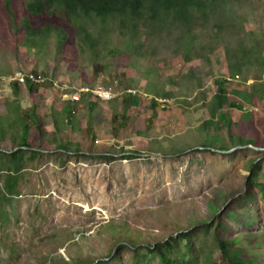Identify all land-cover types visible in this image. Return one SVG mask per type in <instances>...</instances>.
I'll list each match as a JSON object with an SVG mask.
<instances>
[{
	"label": "rangeland",
	"instance_id": "1",
	"mask_svg": "<svg viewBox=\"0 0 264 264\" xmlns=\"http://www.w3.org/2000/svg\"><path fill=\"white\" fill-rule=\"evenodd\" d=\"M245 2V20L236 25L237 33L226 32L225 41L213 50L206 48L205 53L200 50L204 56L190 62L176 53L174 46L164 44L153 55L130 56L116 39L108 49L92 47L78 36L61 46L54 35L44 47L23 45L18 51L9 44L0 47V115L10 110L15 113L12 103L18 101L22 111L29 113L33 147L43 149L35 154L14 144L10 135L0 136V151L4 152L0 154V264H46L54 258L57 264H93L97 258L103 264H162L148 249L153 243H164L170 235L176 238L170 254L174 264H215L222 262L212 238L217 216L229 235L264 232V197L257 186L247 188L254 163L260 164L257 180L264 182V148L241 147L236 137L231 138V133L237 136L241 131L264 142V100L254 88V83H264L261 59L257 54L243 59L245 73L236 77L230 69L236 61L233 54L239 48L238 39L247 49H262L256 33L263 34L264 42V0ZM207 39L208 44L211 40ZM116 47L120 51L112 49ZM147 68H154L156 77ZM22 69L83 84L101 83L119 92L131 87L166 101L153 110L151 98L138 94L141 106H130L124 117L123 104L117 99L125 94L111 102H96L93 107L84 101L74 114L75 129L65 122L67 128L61 136L55 118L65 99L47 85L38 87L35 95L23 85L16 96L8 75ZM246 76L249 79H244ZM224 77L233 78L226 84L230 100L239 99L233 91L255 89L254 103L243 110L228 106L218 110L216 80ZM148 78L170 95L148 92ZM221 111L231 119L229 126L220 119ZM248 112L251 115L247 116ZM209 119L214 123L212 131H217L230 149L200 146L196 128ZM165 139L171 141V148ZM68 140L75 145L72 151L61 147H69ZM12 176L17 182L10 193ZM247 190L250 197L240 198ZM238 192L242 194L230 201V195ZM198 224L208 225L209 230ZM191 227L195 230L194 247L197 244L192 251L188 240L177 232ZM125 240L135 245L129 246ZM252 248L264 252V244ZM111 253L115 254L109 258Z\"/></svg>",
	"mask_w": 264,
	"mask_h": 264
},
{
	"label": "trees",
	"instance_id": "2",
	"mask_svg": "<svg viewBox=\"0 0 264 264\" xmlns=\"http://www.w3.org/2000/svg\"><path fill=\"white\" fill-rule=\"evenodd\" d=\"M246 5L245 0H0V47L9 44L14 51H18L23 45L32 47V49H35L34 47L37 45L44 47L51 35L57 38L59 45L64 46L65 42L69 43L74 36H78L79 40L84 43L104 49H108L109 45L116 39L123 43L125 51L130 56L137 54L140 56L153 55L156 53V49L163 44L165 47L172 45L176 53H182L185 61L190 62L197 57L204 56L200 54V50L205 53L206 48L210 47L213 50L222 41H225L226 32L229 34L237 33L235 27L245 20L246 15L243 7L245 8ZM262 35V33L255 34L262 48L261 50L256 48L257 46L247 49L243 40L238 39L239 48L233 54L236 61L233 64L231 62L230 68L231 73L235 75L234 77L245 73L243 59L248 58L249 60L253 54H257V57L261 59L264 68ZM206 39L211 40L210 43L207 44ZM225 46L229 53L228 45ZM112 49L116 52L120 51L118 47ZM109 52L112 53L113 51L110 50ZM94 53L98 55L100 52L95 50ZM239 54H242V57ZM148 71L153 72L156 77L157 71L154 68H147ZM8 77L13 93L18 96L20 87L23 85L14 80L10 74ZM244 79L247 80L249 77L246 76ZM216 84L218 93L215 98L218 110H222L225 106L243 110L245 105L254 103L255 89L233 91L239 99L230 100L226 87L227 78L217 79ZM254 85V88L258 89L257 94L260 99L264 100V83L257 82ZM27 87L29 92L35 95L40 86L28 83ZM146 89L148 92L166 97L170 95L164 87H160L151 78H148ZM126 95L122 99H117L123 104V117L130 106L139 107L142 101L138 95ZM65 101L66 103L60 110L58 117L55 118V125L61 136H63L67 124L75 129V126H73L74 114L81 103L86 101L90 107H93L96 102H111L112 100L103 101L93 95H84L81 101L67 99ZM12 104L15 113L10 110L5 115H0V136L5 138L10 135V139L14 144L30 148L34 150L35 154L41 153L43 151L42 147H33V142H31L33 139H30L31 126L27 122L29 113L26 115L22 111L18 101H14ZM157 104L158 102L152 99L149 106L156 110ZM33 113L36 114L35 107ZM214 115L212 114V117ZM249 115L251 114L248 112L247 116ZM219 117L229 126L231 119L227 117L226 113L221 111ZM60 118H64L62 124H59ZM212 122V119H209L202 126L196 128L201 139L200 146L219 151L230 149L231 147L226 145L225 140L219 136L217 131H212L214 125ZM13 126L17 129L15 132ZM37 126L38 131L43 134L42 125L38 122ZM236 127L238 128L239 125L236 124ZM77 129L80 130L79 132L84 131L81 127H77ZM233 134L231 133V138L236 137L239 145L246 143L247 145L258 146L257 148L262 146L264 148V142L260 141L255 134H252V137H246L241 131L237 133V136ZM19 136L22 138L21 141L18 140ZM61 138L63 140V137ZM55 140H60L58 135ZM67 143L69 147L64 145H61V147L72 151V147L75 146L74 143L70 140ZM164 143L166 146L172 147L169 139H165ZM11 152H14L13 149L9 154H12ZM0 154L4 155V152L0 151ZM262 156H264V153ZM18 158V155H15L13 160L17 161ZM259 165V163L252 164L251 176L247 177V188L257 186L264 197V182L257 180ZM16 182L15 176H12V181H8L10 193L13 192ZM241 194L242 192H238L230 195L229 200L235 201ZM249 197L250 191L247 190L246 196L240 198ZM223 222L221 216H217L216 227L212 234L214 249L218 248L220 250L222 261L215 264H262L261 259L264 258L262 257L264 252L252 247L264 244V232L247 231L241 237H235L229 235ZM208 225L204 227V225L198 224L202 230H209ZM193 228H183L177 231L181 232L179 235L182 238L188 240V248L191 251L197 247V244L194 247L195 230L191 231ZM170 236L164 243H153L148 249L149 252L158 255L162 264H174L170 254L173 249L172 241H175L176 238H173V235ZM129 241L125 240V243L130 244L129 246L135 245L132 244V241ZM205 251L209 253L210 249L206 247ZM114 254L111 253L109 258ZM207 257L210 258V255H207ZM103 263L104 261L99 258L93 261V264ZM46 264H57L56 259L54 258ZM65 264L77 263L65 262Z\"/></svg>",
	"mask_w": 264,
	"mask_h": 264
},
{
	"label": "built area",
	"instance_id": "3",
	"mask_svg": "<svg viewBox=\"0 0 264 264\" xmlns=\"http://www.w3.org/2000/svg\"><path fill=\"white\" fill-rule=\"evenodd\" d=\"M17 80L21 85H27L28 83L49 87L54 92H60L64 99L72 101H81L84 95H93L100 100L110 101L123 94L128 95H141L142 97H149L157 101L158 103L165 102L159 96H152L145 91H138L134 88H127L122 92L116 91L112 86H106L101 83L95 85L80 83L77 79H64L54 77L52 74L36 71L33 69L16 71L12 77ZM227 81L232 80L231 77H226Z\"/></svg>",
	"mask_w": 264,
	"mask_h": 264
},
{
	"label": "water",
	"instance_id": "4",
	"mask_svg": "<svg viewBox=\"0 0 264 264\" xmlns=\"http://www.w3.org/2000/svg\"><path fill=\"white\" fill-rule=\"evenodd\" d=\"M241 147H243V146H248L247 144H244V145H240ZM256 149H259V148H257V147H255ZM261 149V148H260Z\"/></svg>",
	"mask_w": 264,
	"mask_h": 264
}]
</instances>
